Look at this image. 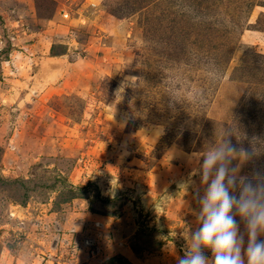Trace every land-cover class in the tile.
<instances>
[{
	"label": "rangeland",
	"instance_id": "1",
	"mask_svg": "<svg viewBox=\"0 0 264 264\" xmlns=\"http://www.w3.org/2000/svg\"><path fill=\"white\" fill-rule=\"evenodd\" d=\"M261 54L264 0H0V264H176L204 152L264 167Z\"/></svg>",
	"mask_w": 264,
	"mask_h": 264
},
{
	"label": "clouds",
	"instance_id": "2",
	"mask_svg": "<svg viewBox=\"0 0 264 264\" xmlns=\"http://www.w3.org/2000/svg\"><path fill=\"white\" fill-rule=\"evenodd\" d=\"M253 159L250 149L233 143L230 131L204 152L200 171L206 188L202 195L194 189L199 226L188 234L176 264H210L206 251L211 264H264V167L241 174L243 161ZM237 216L246 222V240Z\"/></svg>",
	"mask_w": 264,
	"mask_h": 264
},
{
	"label": "trees",
	"instance_id": "3",
	"mask_svg": "<svg viewBox=\"0 0 264 264\" xmlns=\"http://www.w3.org/2000/svg\"><path fill=\"white\" fill-rule=\"evenodd\" d=\"M261 56H263L264 57V54H261ZM251 136L252 135H250V138H251ZM256 138H254V140H255ZM249 141H251V140H253V138L252 139H248ZM252 141V142H256V140L255 141ZM247 143V142H246ZM248 144V143H247ZM5 181H10V182H12V183H14V182H20L21 184H23L24 186H25V195L26 196H29V195H31L32 193H33V191L35 190V186L34 185H36V184H31V183H29L26 179H14V180H6V179H4ZM61 181L62 180H60V179H58V178H56L55 180H52V183L48 186V188H55V187H57V186H59V184H61ZM91 186H93V185H89L87 188H89V187H91ZM82 188V190L81 191H84V190H86L87 188H85V187H81ZM94 198H92V205L93 206H96L97 204H99V206H96V207H103L104 205H107V204H109V203H113L116 199H109V198H105V197H103L102 195H100V193L99 192H97L94 196H93ZM103 209V211H105L104 210V208H102ZM145 232V231H144ZM143 232L142 231H138V236L140 237V239L142 238L141 237V234H142ZM144 234V233H143ZM142 234V235H143ZM145 237V236H144ZM152 241L153 240H147V239H145L144 240V243H145V246L146 245H150L151 243H152ZM114 259V258H113Z\"/></svg>",
	"mask_w": 264,
	"mask_h": 264
}]
</instances>
